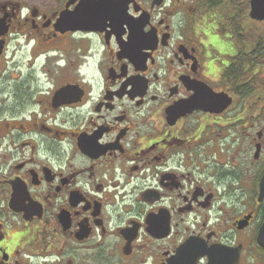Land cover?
Segmentation results:
<instances>
[{
  "label": "flooded vegetation",
  "instance_id": "obj_1",
  "mask_svg": "<svg viewBox=\"0 0 264 264\" xmlns=\"http://www.w3.org/2000/svg\"><path fill=\"white\" fill-rule=\"evenodd\" d=\"M252 2L0 0V264H264Z\"/></svg>",
  "mask_w": 264,
  "mask_h": 264
},
{
  "label": "water",
  "instance_id": "obj_2",
  "mask_svg": "<svg viewBox=\"0 0 264 264\" xmlns=\"http://www.w3.org/2000/svg\"><path fill=\"white\" fill-rule=\"evenodd\" d=\"M259 3H260V0H253L252 6L254 7V6L258 5ZM262 14H264V11H262ZM190 101H191V103H193L194 99L192 98ZM260 191L264 192V174L260 180ZM257 239H258L259 245L264 247V221H263V223L259 229ZM207 253L210 255V253H212V252L208 251ZM234 262H235V260H234ZM208 264H219V263H217L214 258H209ZM228 264H230V263H228Z\"/></svg>",
  "mask_w": 264,
  "mask_h": 264
}]
</instances>
